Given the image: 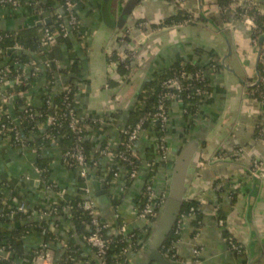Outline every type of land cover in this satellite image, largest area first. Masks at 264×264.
I'll return each mask as SVG.
<instances>
[{"label": "crops", "instance_id": "crops-1", "mask_svg": "<svg viewBox=\"0 0 264 264\" xmlns=\"http://www.w3.org/2000/svg\"><path fill=\"white\" fill-rule=\"evenodd\" d=\"M126 1L79 0L82 8L78 15L87 36L83 41L70 38L81 63L79 74L71 72L72 62L66 44L56 46L58 59L55 60L59 64L54 68L57 72L52 96L61 93L67 80L75 77L81 81L77 93L79 114L83 117L98 116L105 121L88 138L94 144V152L102 155L86 183L81 181L76 170L63 164L57 142L42 148V157L48 160L50 181L72 197L78 196L86 187L92 189L98 213L109 225L110 234L118 235L122 227L126 236L140 230L138 246L127 250L123 264H161L153 260L156 253L151 244L153 233H148L150 224L138 219L135 212L141 206L147 185H151L156 199L168 196L178 153L189 139L198 136L201 145L192 162L186 199L192 198L200 203L202 216L199 229L194 225L196 216L184 222L175 245L178 262L264 264V173L254 178L251 171L253 160L264 161V77L259 71L260 61L264 65L261 56L264 45L258 59V40L254 39L256 44L253 42L252 27L244 21L234 20L233 9L226 12L231 21L224 23L222 11L216 5L218 0H200L203 13L211 22L201 16L199 0H182L180 7L197 14L198 20L172 28L158 26L177 13L176 6L168 0H141L123 23L119 17ZM256 2L264 13V0ZM42 13L45 12H38L30 4L19 9L0 7V32L16 33L33 28V21ZM127 30L129 38L121 43L119 34ZM128 51H134L137 60L125 77L117 70L118 66L112 67L111 63L113 56ZM5 58L2 66L8 64ZM34 58L37 59L35 55ZM213 61L220 69L215 70L211 65ZM178 62L204 68L210 79L209 94L191 127L187 125L182 103H171L163 136L165 151L160 148L162 141L155 127L150 125L140 133L134 146L140 168L137 176L130 178L125 165L114 163L129 113L144 85ZM45 69L41 66L40 72ZM259 78V84L251 87L250 84H255ZM44 87L45 76L42 75L26 96L33 107L42 105L39 98ZM248 87L253 89L252 93H248ZM6 92L7 89H0V98ZM7 94L6 111L19 124L21 119L15 112L17 96L9 97ZM116 113H120L119 117ZM103 143L107 144L109 154H103ZM239 149L243 150L244 156L238 160L236 152ZM36 158L37 152L33 147L25 142L22 146H15L0 134L2 193L8 197L10 191L19 193L27 210L32 213L27 222L46 220L41 218L38 209H47L59 199L58 193L47 189L42 181L36 169ZM102 181L109 200L106 206L97 195L102 190ZM236 184H239V192L232 202L231 194L238 190ZM220 220L224 222L223 227ZM5 221L10 223H3L0 219V233L7 234L10 229L20 226L14 219ZM70 222L69 219L62 220L54 228L60 242L69 239ZM230 238L243 244L241 254L231 250ZM21 242L25 252L17 264L31 260L33 264L36 250L43 245V237L35 232L27 233ZM61 247H64L61 243L50 247L54 259ZM196 250L199 252L197 256ZM79 252L93 255L88 246Z\"/></svg>", "mask_w": 264, "mask_h": 264}, {"label": "trees", "instance_id": "trees-1", "mask_svg": "<svg viewBox=\"0 0 264 264\" xmlns=\"http://www.w3.org/2000/svg\"><path fill=\"white\" fill-rule=\"evenodd\" d=\"M71 1L73 4L72 14L80 21L78 11L82 8V4L79 2V0ZM168 1L176 6L177 13L169 19L163 21V23L158 26H161V28H171L174 26L195 22L193 20V14L187 8L180 7L182 0ZM232 1L233 0L217 1L216 5L222 11V20L224 21V23H229L231 21L230 16L227 15L226 12L228 10H231ZM64 3V0H37L38 6L35 9L38 12L50 13L52 15L51 24L47 27H33L30 29L17 31L16 33H13L14 38H5L2 41L0 45V61L3 60L5 57L7 58V63L11 68V74H8V77L16 76V74L18 73L17 70L19 69L17 68V65H25L30 64L31 62H37V65L39 66L40 62L58 59L56 54V46L60 43H65L67 50L69 51V59L72 62L71 72L74 74L80 73L81 63L77 54L73 51L70 38L75 37L78 41H83L87 35L85 32V28L82 24H80L73 27L70 36L64 37L61 25L65 22L66 19L68 20L69 18V13L66 11ZM61 8L63 9V12H65V16L59 17L56 12H59ZM243 13L244 11H242L241 9L235 10V14L233 15L234 20L242 22ZM247 14L251 17V19L256 25L254 32H252V39L259 40V38L264 35V14L257 12L255 9L248 11ZM202 21L204 20L202 19ZM45 28L50 29L52 32H57L55 44H53L52 46H42V38L44 36ZM4 34H6V32H0L1 36H4ZM128 38L129 34L123 38L119 37V41L123 39L124 42H126ZM16 45L20 46L22 50L15 51L10 56H7V51L11 47H14ZM130 52L131 51H128L127 55L131 54ZM34 55L37 59L34 58ZM116 56L117 55L113 56V58L115 59ZM134 63L135 60H133V58H127L125 62L118 64L117 70L120 72V74L125 75V77H127L132 71ZM211 65L215 66V70L220 69V66L216 61H213ZM259 71L262 77H264V65L261 61L259 63ZM56 72V69H45V71H39L36 75H33V70H31V75H29L26 80L20 83L12 82L11 87L7 89L6 93H8L7 95H9V97L17 96V108L15 109V112L17 116H19V118L21 119V126L20 129L17 127L16 129H19L20 133L24 137L21 142H16V131H14L13 133H10V142L15 146H22L25 142L35 149V151L37 152L36 168L40 172V177L42 178V181L48 182L51 187V190H54L58 193L60 190L57 189L55 184L50 181L48 160L42 157L43 147L51 145L53 142H57L63 156L67 152L72 151L76 147V145L82 146L87 160L90 161V165H92V163L97 162L99 156L102 155V153H95L94 144H92L88 139L89 136L93 134V132L99 130L100 125H94L92 124L89 117L81 116L77 108V93L79 91V84L81 83V81L75 77L69 78L67 80L66 85L69 90L62 91L61 93L52 96L55 83L54 76ZM204 72V68L200 66L193 65L188 62H178L170 68L161 71L159 74H156L152 80L148 81L144 85L142 92L138 95L136 99L137 102L129 113L125 128L131 129L139 124H142L143 130H146L150 126L151 118L157 112V108L161 103L165 105V108L170 113V105L172 102L169 103V101L163 99L162 95L165 92L163 88V83L168 79L180 76V74L182 73H186L187 77L190 76L191 79L190 81L187 78L181 80L183 89L180 93H178V99L181 100L184 111V117L186 118V120L188 119L187 125L191 127L193 121L199 115L200 106L202 105L206 97H204L203 95H197L189 92V87H193L195 89H208V87L210 86V79L209 76L205 75ZM196 74H199V76H201L200 78L202 79V81L195 79ZM42 75L45 76V87L39 98L41 100L42 105L40 107H33L27 102L28 97L26 96L27 93L31 91L34 85L39 81ZM252 91L253 89L248 87V93H252ZM258 99H261V97H259ZM6 104L7 98L3 102L0 100V109L7 110ZM25 106L31 109L34 113L41 115L40 118H37V120H39V123H49L48 127L45 128L44 131L38 132L39 130H36L35 127L36 122L27 119L25 112L22 111ZM71 111H73L74 115L76 114L77 116H80V118H82L79 119V124L77 127V130L80 129L81 132H75L71 127ZM49 115L54 116V119H57V126L50 124L51 121ZM115 115L116 117H119L120 113H116ZM2 119L3 123L10 126L14 125L8 122V118H6L5 116L2 117ZM88 124L91 125V129H86V125ZM166 129L157 126L156 131L160 140H162ZM127 143L128 138L122 136V142L116 154L128 151L126 147ZM102 148L103 151L108 149L107 144L103 143ZM131 160L132 164L126 163L128 171L132 172L133 170H136L138 172L140 168V159L132 158ZM114 163L118 165V163L122 162L117 157L115 158ZM69 169L75 170V168ZM114 171H116V169ZM81 181L84 182L82 179ZM236 187L238 190L235 193L231 194L232 202L236 200V197L238 195L239 184H236ZM216 188H218V185H216ZM222 192L223 190L220 188V193ZM143 194L144 195L142 197V200L140 201V208H144L148 203L149 196L147 192V187L146 191H144ZM83 195L84 191H82L76 197H72L64 193L62 195V198H59L56 202L51 204L49 208H39V211L47 210L48 213L50 212L49 218L44 222L37 220H30L29 222H27V219L29 217H32L31 212L25 214L17 211L14 217H0L3 223H10L5 221L9 219H14L18 223H20V226L10 229L7 234L0 233V247L11 246L9 260L0 259V264H17V261L19 259H22L25 251L21 240L27 233L35 232L41 235L43 237V244H47L50 247H53V245L58 244L61 239L58 237V235L51 233L49 229L51 223L58 225L61 223L62 220H67L66 214L61 211V209L65 206L70 208V224L72 225L71 232L69 233V239L65 242L66 248L61 247L57 249L54 264H99L98 260L95 257V250L89 245H87V242L84 240V238L86 236H89L92 231L89 227L90 219L88 213L81 209L79 206V204L83 201ZM9 196L10 197L2 193V185L0 184V209L4 208V203H6L8 207L16 208L19 202H23V199L19 196L18 192L10 191ZM162 208H155L157 214L161 212ZM191 208L196 209V221L194 225L196 226V229H199L202 213L200 210V203L198 201L192 198H187L181 207V214H187ZM52 209H55L54 212ZM158 217L159 215H157L153 219L150 226H148L149 228H146H148L149 235L153 233L152 240L154 238H163V244L160 246L159 252L166 259V261L174 262V260L171 259L169 255L165 257V253L166 248L170 247L173 243H176L179 239V236L175 234L177 230V223L173 226L170 231H160L159 224L157 221ZM23 220L25 222H23ZM119 224H121L120 220ZM110 230V228L108 230L104 229V231L101 232L105 240H108L106 253L103 256V261L105 262V264H123L126 260V252L129 249V245L131 244L130 242L135 245L134 248H137L138 231L140 232V230H135L134 232L128 235V239L131 238V241L126 239L123 235L110 234ZM2 241L6 244H3ZM84 246H88L91 249L93 255H91V253L90 255H82L79 250H81V248ZM40 249L41 246L36 250V252ZM25 264H32V260L25 262Z\"/></svg>", "mask_w": 264, "mask_h": 264}, {"label": "built area", "instance_id": "built-area-1", "mask_svg": "<svg viewBox=\"0 0 264 264\" xmlns=\"http://www.w3.org/2000/svg\"><path fill=\"white\" fill-rule=\"evenodd\" d=\"M64 6L66 11L69 13V18L68 20L66 19L65 22L61 25V29L63 31V35L64 37H68L71 35V30L73 29V27L80 25L81 21H79L73 14H72V10H73V4L71 0H64ZM24 4H30L33 7H37V0H0V7H10L12 9H19L21 8ZM231 9L233 10H237V9H241L242 11H244V13L242 14L243 17V21L246 24H249L252 27V32H254L256 25L253 22V20L251 19V17L247 14L248 11L255 9L257 12L264 14L262 11V8H260V5L256 2V0H233L232 4H231ZM60 10H63L62 8ZM56 12V14L59 17L65 16V12L64 15H62V13L60 12ZM193 20L196 22L198 20V16L197 14H193ZM175 27V26H174ZM172 28V27H171ZM129 34V30H127L125 33H120L119 37L123 38L126 35ZM57 32H52L50 29L45 28L44 29V36L42 38V46L46 47V46H52L53 44H55V38H56ZM5 38H14L13 33H6L4 34V36L0 35V45L2 43V41ZM121 43L124 42V40L122 39L120 41ZM253 42L256 44V41L253 39ZM10 49H16V51H20L22 50L20 46L16 45L14 47H11ZM131 54L127 55V52L118 54L114 60H112L113 62L111 63L112 67H117L119 63L125 62L127 58H133V60H137V54L132 51L130 52ZM262 61L264 62V53H262ZM2 61H0V89H8L9 87H11V83H20L24 80H26L29 75H31V70H33V75H36L39 71L41 66H43L46 69H54L55 67L58 66L59 62L57 60H47L41 63V66L37 65V62H31L30 64H25V65H17V68H19L17 71L18 73L16 74V76L13 77H8V74H11V68L10 66L7 64L5 66H2ZM127 67V66H126ZM16 71V70H15ZM201 76H199V74L195 75V79L202 81V79L200 78ZM188 79L190 81V76L187 77L186 73H182L180 74V76L171 78L166 80L163 83V88L165 90L163 96L164 100L169 101V103L171 102H181V100L178 99V93H180L182 91V84H181V80L183 79ZM126 79V78H125ZM190 86V85H189ZM191 89V91H190ZM209 89L210 86L208 87V89H195L193 87H189V92L197 94V95H203L204 97H206L209 94ZM68 91V87L66 86V88L63 91ZM261 92V91H260ZM7 96L6 93L0 98V100L3 102L4 100H6ZM22 111L25 112L27 119H29L30 121H35L36 122V130H40L42 128H47L49 123H39V120H37V118H40L41 115H38L36 113H34L31 109L27 108L26 106L22 109ZM6 117L8 118V122H10L11 124H14L13 126L7 125L5 123H3V119L2 117ZM71 116H72V124L71 127L75 132H81V130H77L78 124H79V119L80 116H77L76 114L74 115L73 111H71ZM169 116L170 113L168 112V110L165 108V105L163 103H161L159 105V107L157 108V112L152 116L151 121H150V125L153 127H161V128H165L167 127L168 124V120H169ZM50 121H51V125L53 124L54 126L58 125V121L57 119H54V116H50ZM89 119L91 120L92 124L94 125H101L104 123L105 119L98 117V116H90ZM10 120V121H9ZM21 126V122L19 124H16L11 116L7 113L6 110H2L0 109V134L3 136V138H5L7 141H10L11 139V134L14 131H16V137H15V141L16 142H21L23 140V135L20 133L19 129ZM91 125H86V129H91L90 127ZM19 128V129H16ZM143 131V127L142 124L137 125L134 128H124L122 131V136L123 137H127L128 138V143L126 144V147L128 149V151L126 152H121L118 154H115V158H119V160L122 162L121 164L126 166V163L128 164H132V158H137L139 159L138 154L135 151V143L140 135V133ZM161 144H160V148L165 151V146L163 143V138ZM11 143V142H10ZM109 154V148L103 151V154ZM243 150L239 149L238 152H236V158L242 159L243 158ZM62 161L64 162V164L68 167V168H75V170L79 173L80 178L84 181V183H86L88 181V177L91 173V171L97 167V162L92 163V165H90V161L87 160L85 154H84V150L82 148V146L76 145V147L70 151L67 152L66 154H64L62 156ZM264 168V161L261 159H255L253 160L252 164H251V171H252V175L256 176L257 172H259L260 170H263ZM37 169V168H36ZM38 170V169H37ZM128 170V169H127ZM38 173L40 174L39 170ZM137 171L133 170L132 172L128 171L129 177L130 178H135L137 176ZM117 176V174H116ZM44 182V181H43ZM45 186L47 189H51L50 185L48 184V182H44ZM235 188H237L235 186ZM147 192H148V203L144 208H139L138 210H136V215L138 217V219L146 222L147 224H151V222L153 221V219L158 215L157 212L155 211L156 207H163L166 198H159L156 199L155 195L153 194L152 191V187L151 185L147 186ZM64 194V192L62 190H60L58 192V196L61 199L62 195ZM80 208L83 209L84 211H86L89 215V219H90V230L92 231V233L89 236H86L84 238V240L87 242V245H89L91 248H93L95 250V257L98 260L99 264H105V262L103 261V256L106 253V249H107V243L108 240H105V238L102 236V231L108 230L109 229V225L104 222L101 218L100 215L98 213V209L96 206V200L94 197V193L92 192V189H90L89 187H86V189L84 190V199L83 201L79 204ZM50 210V209H49ZM53 212L55 209H52ZM22 212V213H28L30 212L29 210H27L25 204L23 202H19V204L17 205L16 208L13 207H8V205L6 203H4V208L0 210V217L2 218H7V217H14V215H16V212ZM61 211L63 213L66 214V218L67 219H71V215H70V208L65 206L61 209ZM7 212V213H5ZM39 215L41 216L42 219L46 220L49 218V213L48 211H39L38 212ZM195 213H196V209L195 208H191L190 211L187 214H181L178 221H177V230L175 232L176 235H180V232L182 230V226L184 224V222L186 220H188L189 218H194L195 217ZM7 214V215H6ZM32 216V215H31ZM46 220H41V222H44ZM40 222V224H41ZM53 224V223H52ZM220 226L223 227L224 222L223 220L219 221ZM58 225L53 224L50 226L49 231L53 234H55V232L53 231L54 228H56ZM118 235H123L126 239H128L129 236L124 235V228H120ZM129 241H131V238L128 239ZM230 242V247L231 250L241 254L244 251V246L242 243H238L235 242L234 239L230 238L229 239ZM3 244H6L5 242H2ZM62 244V246H65V242L61 241L59 242ZM131 244L129 245V248H134L135 245L130 242ZM177 243V242H176ZM176 243H173L170 247L166 248V253H165V257H167V255H169L171 257V259L174 260V262H178L177 259V254H176V249H175V245ZM10 247H0V259L3 260H9L10 258ZM199 254L198 250L195 251V255L197 256ZM54 252L50 249V246L47 244H43L41 246V249L38 250L33 257V264H54Z\"/></svg>", "mask_w": 264, "mask_h": 264}, {"label": "water", "instance_id": "water-1", "mask_svg": "<svg viewBox=\"0 0 264 264\" xmlns=\"http://www.w3.org/2000/svg\"><path fill=\"white\" fill-rule=\"evenodd\" d=\"M141 0H127L122 7L121 15L119 17V20L123 23H125L128 19V17L131 15V13L134 11L136 6L139 4ZM199 10L201 16L211 22L210 19H208L202 10V3L199 0ZM62 15H64L63 10H60ZM41 18L43 20H41ZM37 20V22H36ZM36 20L33 21V27H47L51 24V19L49 18V14L47 12L42 13L40 16H37ZM264 45V35H262L258 40V59L260 58V54L262 52V48ZM16 49H9L7 51V55H11L13 52H15ZM231 53V52H230ZM227 70H230L228 67H225ZM257 81L255 84H250L251 87H255L260 82ZM201 145V138L198 136H194L191 139H189L180 149L178 156L174 162L173 171H172V177H171V183L169 188L168 196L166 197L164 206L161 210V213L158 217V224H159V230L160 231H170L173 226L177 223L180 215H181V207L186 200L190 180H191V167L192 162L196 156V153ZM261 173H264V169L257 172L256 176L254 178L259 177ZM102 190H99L97 192V195L99 196V201L102 203V205L106 206L108 204V197H107V190L106 185L102 181L101 184ZM151 244L153 245L155 257H153V260L160 262L161 264H181L179 262H168L166 259L160 254L159 248L163 244V238H154L151 240Z\"/></svg>", "mask_w": 264, "mask_h": 264}]
</instances>
